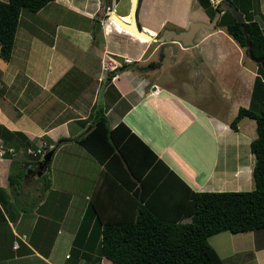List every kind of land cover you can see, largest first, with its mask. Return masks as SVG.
<instances>
[{"label":"crops","instance_id":"1","mask_svg":"<svg viewBox=\"0 0 264 264\" xmlns=\"http://www.w3.org/2000/svg\"><path fill=\"white\" fill-rule=\"evenodd\" d=\"M137 1V20L154 36L168 28L164 27L167 21L183 29L189 21L199 20L189 18L186 6L176 17L169 13L166 1ZM115 6L121 11H116ZM257 6L253 19L264 34V0H257ZM110 11L128 19V0H50L33 13L22 10L11 54L7 60L0 56V141L12 149L17 146L13 153L5 151L0 156V264H117L100 254L102 224L93 207L98 206L101 218H130L133 209L123 211L122 205V200L130 197L114 182L112 189L107 187L102 163L72 139L85 128L90 106L95 102L101 104L110 127L123 121L190 188L241 190L254 185L253 154L243 152L240 145V142L249 144L252 137L239 129L237 123L232 128L228 113L213 116L202 104L187 98L179 83L173 87L159 81L158 74L154 77L162 65L161 60L158 65L152 64L150 56L159 42L149 49L155 41L140 40L131 32L114 27L104 16ZM75 16L79 17L76 22ZM109 24L115 34L107 39L104 35L111 29ZM213 33L204 34L192 45L173 42L176 53L182 50L174 59L176 65L179 63L178 75L184 73L180 66L189 70L187 61L193 59L198 62L193 67L198 76L203 75V68L205 72L210 68L209 74L214 79L220 68L233 73L226 65H212V50L210 55L201 53V39ZM212 39L208 46L214 48L219 40ZM138 42L144 44L138 46ZM117 46L123 50L115 51L113 47ZM107 51L126 57L128 62L107 70L103 76L99 61ZM246 70L251 71L248 67ZM251 72L254 76L255 71ZM173 79L177 82L180 78L173 75ZM141 102L149 106L152 103L154 107L144 119L137 113L131 114ZM245 103L246 99L243 106ZM173 106L185 111L182 124L180 116L172 111ZM234 110L233 106L231 114ZM202 123L208 124L216 145L209 170L203 178H195L184 172L170 154L174 143L183 137L192 149L200 147L201 139L190 128L195 129L196 124L200 128ZM8 131H19L23 136L15 133L6 138ZM60 136L70 137L66 141L73 140V144H56ZM25 140L30 144L21 145ZM41 140L47 148H54L45 164L25 153L26 147ZM69 155L71 158L79 155L87 161L82 170L86 176L79 182L85 187L80 193L76 192L77 185L73 187L74 183L65 181L69 178L71 158L66 160ZM9 171L14 174L12 183L8 181ZM208 242L223 264H264V226L241 232L222 230L209 235Z\"/></svg>","mask_w":264,"mask_h":264},{"label":"trees","instance_id":"2","mask_svg":"<svg viewBox=\"0 0 264 264\" xmlns=\"http://www.w3.org/2000/svg\"><path fill=\"white\" fill-rule=\"evenodd\" d=\"M48 1L0 0V56L3 59L7 60L11 54L20 11L33 13ZM229 1L242 13L243 26L227 9L219 14L216 25L238 46H243L246 54L247 36L251 53L264 60V34L258 21L253 19L258 10L257 0ZM196 3L209 17L218 6V1L214 5L210 0H196ZM242 116L254 119L255 136L249 141L253 154V187L194 190L123 121L110 127L101 104L92 103L84 124L89 128L72 139L102 163L107 187L112 189L114 182L130 197L122 200L123 211L133 209L132 217L120 219L101 218L98 206L93 207L102 224L100 254L117 264H223L208 242L209 235L264 226V68L259 62H256L249 104L238 106L229 125L236 128ZM15 133L22 134L11 131L6 138ZM27 144L30 141L25 140L21 145ZM43 149L46 152L50 148L44 145ZM28 156L41 161L38 153ZM13 175L12 171L8 172L9 183Z\"/></svg>","mask_w":264,"mask_h":264},{"label":"rangeland","instance_id":"3","mask_svg":"<svg viewBox=\"0 0 264 264\" xmlns=\"http://www.w3.org/2000/svg\"><path fill=\"white\" fill-rule=\"evenodd\" d=\"M149 1V0H148ZM166 1L169 4V13H174L176 17L182 13L184 10V7L186 6L189 12V18L191 19H199L203 21H208L209 16L206 14V12L196 3V0H163ZM130 3V0H128V4ZM124 8L127 7V3L125 2L123 4ZM114 9L116 11H121V8H118V6H115ZM25 10V9H22ZM21 10V11H22ZM81 18V17H80ZM79 17L75 16L74 21H78ZM187 20V18H185ZM20 25V24H19ZM110 28H111V24ZM164 27L173 28L175 30L180 29V25L175 24L173 21H167L165 23ZM186 27V24L184 25ZM218 28V29H217ZM208 32H214L212 36H207L206 38L201 39L200 41V51L202 54H209L210 51L213 53L211 60L212 65L218 64V67H221L220 65L226 67L228 66V70L232 71L233 73H226L227 69L220 68L217 72V78L214 79V77L209 74L211 72V69L208 68L207 71L204 72L201 71L202 76L196 75V69L194 70L193 67L198 64L196 60H188L187 61V68L189 67V70H186L184 68L185 66L181 65L182 71L184 73H181V76L178 75V65L175 63V60L179 54L182 52L181 49L174 51V47H165L164 49H161V65L162 68L156 72H154V77L158 74V80L159 81H166L171 86L175 87L180 84L182 86V92L184 93L187 98L191 100H195L198 103L202 104L205 110L210 112L213 116L218 115L219 117H222V115H227V113L230 116V119L234 116V114L237 111V108L239 105L243 106L244 99H246V103L244 104L247 106L250 101V92L253 84L254 76L251 75V71H256V62L251 60L247 54L245 53L244 47H239L236 45L233 38L226 33V31L223 28L219 29V26L216 25L213 28H201L198 29L195 36L193 37V41L198 40L200 37H202L204 34ZM115 34V31L113 28L110 29L109 32H106L104 35L107 39L113 38ZM218 38V43L215 44L214 48L209 47V41L213 40L212 38ZM138 38V37H137ZM140 39V38H139ZM145 39V38H144ZM142 40V39H140ZM144 43L138 42V46L143 45ZM176 44V43H175ZM151 47L149 49L153 48L154 46H157L156 41L152 42ZM153 46V47H152ZM175 46V45H174ZM238 48L241 50L239 51ZM115 51L120 52L123 50V48L117 46L113 47ZM148 49V51H149ZM158 49V48H157ZM155 49L150 58L152 60H155L158 58L159 49ZM209 50V51H208ZM112 53V54H111ZM109 52V54L114 57L117 60H122L121 57H119L114 52ZM176 53V54H175ZM208 56H204L205 58H208ZM204 59V58H203ZM149 60V59H148ZM174 60V61H173ZM100 62V61H99ZM147 62V61H144ZM153 62V61H152ZM205 63V62H204ZM174 66V67H172ZM199 67V66H198ZM249 68L251 71L248 72L246 68ZM200 68V67H199ZM206 68V67H205ZM103 76H106V71H101ZM173 75H176L179 79V81L176 82V80L173 79ZM211 75V76H210ZM248 77V78H247ZM250 77V78H249ZM235 78V81L233 80ZM196 86V87H195ZM248 96V97H247ZM99 99V94H98ZM143 102L139 103L138 107L133 110V113H137L140 118L144 119L146 116L149 115V112L151 110H154L153 104L150 103L149 105L142 104ZM234 106V111L231 114V110ZM172 110L175 114L180 116L179 123L182 124V116L185 115V111L177 106H173ZM162 111V109H160ZM148 112V113H147ZM155 112L152 111V114ZM237 126L239 129H242L243 131L247 132L249 136L254 137L255 136V130H254V119L248 116H243L241 119H239L237 122ZM196 128L193 129V127L190 128L192 132H195L197 137H199L202 141L200 147L194 146L195 150L192 149V147L188 146V142H186L185 138L178 143H174L172 146L171 156H174L175 161L179 164V166L183 169L184 172L189 173V176H194L195 178H201L205 172H207L210 168L212 156L214 155V150L216 142L213 141L212 137V131H210V128L208 127V124L202 123L200 128L198 124L195 126ZM63 137V136H60ZM59 137V138H60ZM68 137V136H65ZM58 140V139H57ZM56 144L62 142L64 143L62 146H69L70 144H73V140L71 141H57ZM70 140V139H69ZM1 142V141H0ZM45 142L43 140L38 141L34 145L44 144ZM3 144V143H2ZM240 145L244 148L243 152H250L249 150V144H242L240 142ZM3 146L7 147L5 144ZM43 146V145H42ZM191 146V145H190ZM193 146V145H192ZM189 148V149H188ZM54 149V148H53ZM45 151V150H44ZM241 151V150H240ZM13 153V152H12ZM26 155H30L28 152H26ZM45 153V152H44ZM251 153V152H250ZM3 155V154H2ZM1 155V156H2ZM241 155V153L239 154ZM71 156L69 155L66 160L68 161ZM234 159L233 157H231ZM42 159V157H41ZM65 160V159H64ZM75 161V162H74ZM70 166L67 170V176L69 178H66V183L77 185L76 192L83 191V184L79 183L81 177H85L86 175L84 172H82L83 167L86 166V160L82 159L79 155L75 156V158L70 159ZM191 172V173H190ZM61 175V173L59 174ZM78 178V180L75 181V178ZM203 178V177H202ZM62 181V180H60ZM195 182V181H194ZM244 189H250V188H244ZM238 190V189H235ZM217 233V232H216ZM221 236V235H220ZM223 239L226 238L223 236ZM211 242L219 246L217 242L211 240ZM228 244V243H227ZM226 245V244H225ZM221 246V245H220ZM223 248L225 247L222 244ZM222 252V249H221Z\"/></svg>","mask_w":264,"mask_h":264},{"label":"water","instance_id":"4","mask_svg":"<svg viewBox=\"0 0 264 264\" xmlns=\"http://www.w3.org/2000/svg\"><path fill=\"white\" fill-rule=\"evenodd\" d=\"M223 9L229 10L235 17L237 21L240 22V26L242 27V13L237 9V7L231 3L229 0H219L217 9L214 11L213 15L206 22L203 20H192L189 21L188 26L186 28L175 30L173 28H164L160 34L154 36L150 34L146 29L142 28L137 20V0H130L129 3V17L128 19L121 18L118 14L113 11L107 12L104 14L105 18L108 19L109 22L116 28L128 30L137 36L145 38L147 40L158 41L159 42V55H161V49L164 45H169L174 47L173 42H179L182 46L192 45L193 36L198 29L201 28H213L215 26L216 20ZM246 43V52L247 56L253 60L254 62H259L261 67L264 68V60H262L261 56H254L251 53L250 41L247 36H245ZM175 48V47H174ZM89 126H86L80 133L86 131ZM71 139L70 137H60L57 141H65ZM53 152V148L47 150L40 161L39 164H45L51 154Z\"/></svg>","mask_w":264,"mask_h":264},{"label":"built area","instance_id":"5","mask_svg":"<svg viewBox=\"0 0 264 264\" xmlns=\"http://www.w3.org/2000/svg\"><path fill=\"white\" fill-rule=\"evenodd\" d=\"M211 3L214 5L218 0H210ZM105 57H101L100 62H99V66H100V70L102 71H107V70H114L116 69L118 66H122V64H124L125 62H128V59L124 56H122V60H116L114 57H112L109 52H105ZM99 78V77H98ZM45 144V143H44ZM44 144H39L36 145L35 147H27L26 148V152H28L29 154H36L38 153L40 155V157L43 156L44 154V149L43 146ZM43 145V146H42ZM5 151H9L12 153L13 149L11 147H5L3 146L2 142H0V156L5 152Z\"/></svg>","mask_w":264,"mask_h":264},{"label":"flooded vegetation","instance_id":"6","mask_svg":"<svg viewBox=\"0 0 264 264\" xmlns=\"http://www.w3.org/2000/svg\"><path fill=\"white\" fill-rule=\"evenodd\" d=\"M219 2V1H218ZM222 12V11H221ZM209 19H210V17H209ZM215 26H216V23H215ZM197 32V31H196ZM196 32H195V34H196ZM195 34H194V36H195ZM193 36V37H194ZM193 39V38H192ZM176 43V42H175ZM179 43V42H178ZM193 43H194V41H193ZM158 49H159V47H158ZM161 58H162V54L161 55H159V53H158V60H153V62H151L152 64H156V65H158L159 64V62L158 61H160L161 60Z\"/></svg>","mask_w":264,"mask_h":264},{"label":"bare ground","instance_id":"7","mask_svg":"<svg viewBox=\"0 0 264 264\" xmlns=\"http://www.w3.org/2000/svg\"><path fill=\"white\" fill-rule=\"evenodd\" d=\"M125 31H127V32H129L128 30H125ZM132 33V32H131ZM133 34V33H132ZM135 36H137L136 34H134ZM138 38H140V39H142V40H147V39H144V38H142V37H140V36H137Z\"/></svg>","mask_w":264,"mask_h":264},{"label":"clouds","instance_id":"8","mask_svg":"<svg viewBox=\"0 0 264 264\" xmlns=\"http://www.w3.org/2000/svg\"><path fill=\"white\" fill-rule=\"evenodd\" d=\"M219 1V0H218Z\"/></svg>","mask_w":264,"mask_h":264}]
</instances>
